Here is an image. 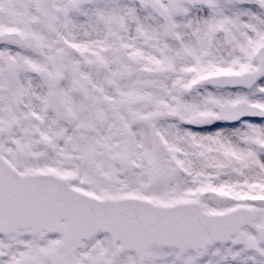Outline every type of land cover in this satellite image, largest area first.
Returning <instances> with one entry per match:
<instances>
[{
	"label": "rangeland",
	"instance_id": "1",
	"mask_svg": "<svg viewBox=\"0 0 264 264\" xmlns=\"http://www.w3.org/2000/svg\"><path fill=\"white\" fill-rule=\"evenodd\" d=\"M74 1L0 0V78L7 91L15 87L22 119L17 139L33 143L44 157L49 148L53 158L61 164L64 159L62 165L75 171L69 173L70 182L77 186L87 179L91 187L83 189L101 197L114 195L112 189L118 191L123 183L129 185L127 191H143L156 169L163 175L176 174L182 199L191 188L215 181L233 189L263 191L264 119L231 122L220 118L217 105L243 101L264 107V73L250 88L205 81L213 73H241L259 66L264 72V61L255 57L264 43V0H154L169 13L176 7V39L169 37L165 22L154 12L153 0H84L78 7ZM203 20L205 27L215 26L216 33L202 39L208 42L202 49V66L198 61L186 72L171 53L179 50L187 33L198 32ZM72 30L80 37L86 31L87 37L105 39L101 67L90 61L76 36H70ZM130 34L136 35L132 46L127 45ZM213 43H219L224 55L214 53ZM168 61L175 62V68H166ZM26 62L39 73L20 69ZM123 73L129 76L120 82ZM173 73L180 81L178 90L172 86L159 93L158 86ZM54 75L64 78L58 92L76 118L73 126L58 122L50 108L49 77ZM74 83L84 89L85 99L73 91ZM225 94L237 97L225 99ZM159 97L162 101L157 103ZM196 120L204 129L193 126ZM210 121H226L229 126L220 132L206 130ZM247 154L253 158L242 161L239 156ZM100 156L101 172L87 171L82 159ZM111 158L123 161L117 164ZM134 160L138 168L130 164ZM136 179L142 180L139 188ZM167 179L154 183L160 187L159 195L152 194L157 202L156 195L163 200L176 196L162 186Z\"/></svg>",
	"mask_w": 264,
	"mask_h": 264
},
{
	"label": "flooded vegetation",
	"instance_id": "2",
	"mask_svg": "<svg viewBox=\"0 0 264 264\" xmlns=\"http://www.w3.org/2000/svg\"><path fill=\"white\" fill-rule=\"evenodd\" d=\"M15 95V87L7 91L2 88L0 78V162H5L19 175L38 172L52 173L58 177L70 172L74 175L75 171L70 170V165H62L66 164L64 159H61V164L57 161L59 158L52 157V151L48 153L49 148H46L47 155L44 157L42 153H38V148L33 143L17 139L22 119L18 108V98ZM102 159L104 158L100 156L98 160L94 157L82 160L85 161L87 171L98 169L101 172L98 161ZM111 161L117 163L123 160L111 158ZM87 162L93 168H89ZM132 162L130 164L135 168L140 166L139 161ZM88 174L91 175L90 172ZM11 176L15 178L13 174ZM164 176L168 178V183L161 182L162 186L169 188L171 195L177 196L170 200H163L156 193V189L160 187L156 188L159 184L154 183H158ZM153 177L152 183L145 180L146 189L141 191L143 193L138 192L141 194L135 190L127 191L129 185L123 183L118 185V191L112 189L114 195L109 197L133 193L132 195L150 198L159 205L181 200L177 194L179 180L176 174L163 175L159 173V169H156ZM0 179L12 180L11 177L4 176ZM136 180V187L139 188L142 180ZM214 180L215 178L212 181ZM72 182L71 184L77 188H80V185L91 187V182H82L84 184H77V186ZM202 187L204 189L192 188L190 200L198 203L206 212L226 214L241 209L231 221L218 224L228 229L225 239L186 251L154 245L149 251L142 253L130 248L124 249L107 232H99L88 239L71 242L69 233L66 231L48 234L45 231L32 233L4 223L0 227V264H264V190L259 192L233 189L231 185L218 184L216 181ZM3 193L9 194L8 191ZM152 194H157L159 202L154 200ZM242 208L254 211L252 223H247L248 217ZM3 210L6 208L4 207ZM62 223L64 224L65 221L63 220Z\"/></svg>",
	"mask_w": 264,
	"mask_h": 264
},
{
	"label": "water",
	"instance_id": "3",
	"mask_svg": "<svg viewBox=\"0 0 264 264\" xmlns=\"http://www.w3.org/2000/svg\"><path fill=\"white\" fill-rule=\"evenodd\" d=\"M154 10L167 23V29L172 38H175L174 26L171 16L157 4ZM257 57L264 60V45L259 48ZM262 76L259 68L251 73L232 77H217L212 79L219 85L243 84L251 87ZM249 77L248 80L234 81L235 78ZM55 87L61 78H55ZM74 89L81 93L75 85ZM83 95V94H82ZM222 117L229 120L241 118L259 119L264 117V109L256 105L240 103L235 107L218 106ZM243 108L245 111L234 117L232 111ZM52 109L58 120L74 123L72 115L64 110V104L56 91L52 93ZM18 180H12L6 186L9 197H5V207L10 211L17 227L28 226L26 222L43 220L47 217H60L69 219V226L73 225L78 230L77 234L83 238L100 230L117 231L116 237H121L125 245L131 248H149L153 244L180 247L182 250L197 245H205L212 240L221 239L223 231L213 227L217 220L200 208L193 207L191 203H182L175 206L160 207L143 199L126 197L123 199L100 200L93 196L79 192L71 188L65 179L47 174H34L29 176H17ZM1 201V200H0ZM37 203L39 210L35 211ZM15 208V209H11ZM144 210H147L146 213ZM139 212L141 215H137ZM134 214L137 215L135 218ZM72 215H76L75 219ZM134 216V217H133ZM81 217V218H80ZM225 219V217L221 218ZM224 221V220H221ZM116 222L117 224H115ZM36 229L49 231L59 230L57 225L36 226ZM88 231L89 233H85Z\"/></svg>",
	"mask_w": 264,
	"mask_h": 264
},
{
	"label": "bare ground",
	"instance_id": "4",
	"mask_svg": "<svg viewBox=\"0 0 264 264\" xmlns=\"http://www.w3.org/2000/svg\"><path fill=\"white\" fill-rule=\"evenodd\" d=\"M189 24H190L191 28H195L194 24H191V23H189ZM210 26L211 27H209V28L205 27L204 26V20H203L202 26L198 25V29H197L198 32L196 34L195 33H193V34L187 33V38H186V40H184L182 46L179 47V50H176V48L173 49V52L171 53L173 58L177 59V63L183 64L184 70L186 72L192 71L194 69V67H193L194 64L198 63V61H199L200 65L202 66V63H203L202 52H203L204 48L207 47V43H208L207 41L203 42L202 39L204 37H207V35H208L207 40H209V38L211 36H214L216 33L215 26H212V24H210ZM237 28L240 29L239 24H238ZM126 33H127V25H126ZM73 35L76 36L78 46H80L82 51H84V52L87 51L90 54L89 55L90 61L93 63L96 62V65L98 67H101V63L105 62L104 55L101 54V51L105 46V44H104L105 39L103 37H101V38H99L100 39V42H99V39H96L93 37H87L86 31L81 33V36L82 35H84V36L80 37L79 34L77 35L74 32V30H72V31H70V36L73 37ZM135 40H136V35L134 36L133 34H130V40L127 41V42H129V43H127L128 46L134 45ZM212 46H213L214 53H220L221 55H224V50L219 45V43H213ZM73 47L75 48V46H73ZM175 52H176V54H175ZM230 52L231 51H229L228 53H230ZM165 67L166 68L170 67L171 69L175 68V62L168 61L165 65ZM166 82H167L166 84H162V85L158 86L159 93L163 89L169 90L170 87H172V86H176L177 90H178L180 81H179L176 73H173L170 76V79H168ZM180 93L183 94L182 89L180 90ZM164 95H166V94H164ZM171 97L174 98L175 95H172ZM224 97H225V99H232V98H236L237 96L236 95L229 96L228 94H225ZM156 101H157V103H160L162 100L159 97L156 99ZM148 103L151 104L152 106L154 104L153 100H149ZM211 117H212V115H211ZM209 123L210 124L206 125L205 129L206 130H212L214 132L224 131L225 128L227 126H229V123L226 121H218V122L210 121ZM239 157L242 158L241 159L242 161H246L248 159L253 158L252 154H247V155H244V157H242V156H239ZM261 162H264V160H262Z\"/></svg>",
	"mask_w": 264,
	"mask_h": 264
}]
</instances>
